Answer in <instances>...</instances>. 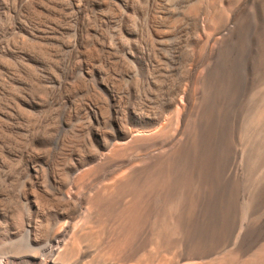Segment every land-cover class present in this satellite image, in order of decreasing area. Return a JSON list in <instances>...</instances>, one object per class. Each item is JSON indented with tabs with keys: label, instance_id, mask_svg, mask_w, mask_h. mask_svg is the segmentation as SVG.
I'll list each match as a JSON object with an SVG mask.
<instances>
[{
	"label": "rangeland",
	"instance_id": "1",
	"mask_svg": "<svg viewBox=\"0 0 264 264\" xmlns=\"http://www.w3.org/2000/svg\"><path fill=\"white\" fill-rule=\"evenodd\" d=\"M17 1L0 0V122L8 127L0 126L10 136L26 123L21 114L62 109H32L41 86L69 96L73 109L80 99L93 111L109 94L123 114L142 111L145 119L128 122L147 129L174 119L176 92L187 97L180 126L174 119L152 144L139 182L120 198L90 202L85 191L95 235L74 239L78 260L70 249L52 263L28 247L25 204L13 199L17 189H2L0 264H264V0ZM65 119V129L78 123L74 114ZM53 134L42 147L51 154L66 137L61 127ZM43 187L46 203L52 189ZM35 208L31 237L41 243L45 210Z\"/></svg>",
	"mask_w": 264,
	"mask_h": 264
},
{
	"label": "bare ground",
	"instance_id": "2",
	"mask_svg": "<svg viewBox=\"0 0 264 264\" xmlns=\"http://www.w3.org/2000/svg\"><path fill=\"white\" fill-rule=\"evenodd\" d=\"M24 1H17L19 7L28 3ZM17 2H15V4ZM79 25H75L77 31L79 30V32H82L85 30L82 29L81 25L79 27ZM98 30H101V28L99 29L98 27ZM118 40L119 39L115 38V41ZM74 43V45H80L82 41L77 37ZM94 52L92 55L96 56H100V53H103L102 49H99L97 46ZM41 88L44 92H31L33 98L38 101V105L33 104L32 109L39 108V106H41L40 108L42 109L44 105L55 106L57 104L61 106L62 109L58 110L55 116H51L49 111L43 109L36 116L25 113L21 114L22 118L24 120L26 119V123H20L16 130H19V132L13 135L11 134V136L4 129V126H0V179L3 182V185L0 186V192L6 187L8 190L11 189L13 191L17 189L13 192V199L23 205L25 204L26 221L28 226H31L30 229L27 230L26 238L28 241L27 246L29 245L28 247L38 246L41 252H47V254L52 257V263H56L60 258L64 259L66 256L69 257L68 253L70 249L75 251L76 260H78L81 254L79 253L80 250L78 251L77 249L76 243L78 241L75 242L74 239L77 237V239L83 240L85 236L95 235L87 226L89 224V219H91L90 216H92V212L88 209L89 206L87 208L83 206L84 202L87 201L85 191L87 193L93 192L92 196H88L90 202L94 199L98 201L100 198L107 195L113 197L115 195V198L116 195H118L117 198H120L119 195L124 194L127 188L129 189V186H132L135 182H139L136 180L138 175L140 173L143 174V172L150 167L153 155L151 151L152 144L156 140L165 137V135L171 131L170 126H172V121L174 119L176 120H174L175 123L178 125L180 124L181 113L184 109L181 110L179 108V99H186L187 92L185 89L176 92L172 103H170L177 107L176 116L167 126L158 125L153 129H147V127H136L128 122L129 118L138 122L145 119L146 116L142 111L129 109L128 112L123 114L122 111L120 112L117 108H114V105L112 106L113 98L109 94L106 98H102L100 103L94 102L98 107L97 109L94 108L95 110L92 111L85 106L83 100L79 99V103L75 105L76 107L73 109L72 106H69V96L63 95L57 97L55 92H51L43 86H41ZM20 105L23 106L24 104L21 103ZM72 114L78 117V123L76 120V125L72 123L65 129V118L71 117ZM1 124L4 123L0 122V125ZM7 124H4L5 128L8 127ZM59 127L64 129L66 137L59 139L56 145L57 152L51 154L49 150L43 149L42 147L50 142L54 135L53 133H55L56 129H59ZM175 127L177 126H174V132L179 131L178 127ZM180 142L182 145L183 142ZM184 143L186 145L188 141ZM174 147L175 146H172L170 149H174ZM185 148L186 147H184V149ZM177 149L175 148V153ZM181 150L182 148L179 151ZM162 152L161 156L168 153L166 150ZM50 158H52V160ZM150 174L151 173H149L148 176ZM90 177L92 180H90ZM140 178H142V180L143 178L145 179L142 175ZM99 179L101 180L100 182H95ZM5 183H7L8 186H5ZM43 186H50L52 189V193L47 196L50 200L48 201L46 199L48 201L46 203L40 200L37 195V191L41 187L46 192ZM146 193H148V191ZM160 193L157 195L163 196ZM151 196L152 195L149 196L148 194V197ZM146 197L147 195H145L144 199ZM150 203L151 202H149V204ZM35 207H41L45 210L44 218L42 221L40 220L42 225L39 228L44 235V240H42L41 243L35 240L36 238L33 239L31 237V233L36 230V228H34L35 225L39 223L37 218L35 221L34 216L37 215V210L33 212V209H37ZM59 208H61V211H58ZM1 213L0 208V218ZM36 236L37 235H35V237ZM53 246L55 247L54 249L51 248ZM2 262L3 261H1V264H3Z\"/></svg>",
	"mask_w": 264,
	"mask_h": 264
}]
</instances>
